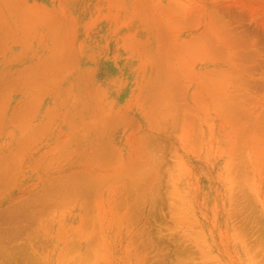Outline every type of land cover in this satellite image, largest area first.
<instances>
[{
	"label": "rangeland",
	"instance_id": "obj_1",
	"mask_svg": "<svg viewBox=\"0 0 264 264\" xmlns=\"http://www.w3.org/2000/svg\"><path fill=\"white\" fill-rule=\"evenodd\" d=\"M0 264H264V0H0Z\"/></svg>",
	"mask_w": 264,
	"mask_h": 264
}]
</instances>
